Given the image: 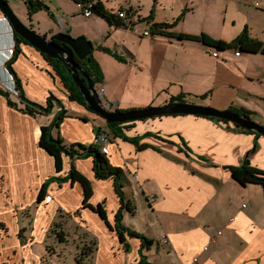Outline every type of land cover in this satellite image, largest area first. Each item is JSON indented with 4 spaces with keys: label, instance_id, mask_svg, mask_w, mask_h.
<instances>
[{
    "label": "crops",
    "instance_id": "1",
    "mask_svg": "<svg viewBox=\"0 0 264 264\" xmlns=\"http://www.w3.org/2000/svg\"><path fill=\"white\" fill-rule=\"evenodd\" d=\"M261 1L262 4L256 0H123L117 11L134 14L130 27L134 30L116 23L115 10L109 9L106 1L102 4L115 16L113 23L95 14L85 18L72 0H51L52 5L41 0L47 11L41 8L31 16L27 10L22 16L19 13L16 15L21 22L28 20L31 29L35 26L38 34L47 38L61 32L73 38L85 37L94 49L102 45L125 60L122 63L96 49L94 52L99 56L92 54L103 75L102 82L95 87L99 88L104 105L112 99L116 100L109 92V85L117 81L126 85L132 83L136 88L142 85L154 88L162 81L167 82L166 87L179 88L176 94L167 92L168 98L160 100L156 104L159 106L169 103L171 97L179 94L190 97L191 94L184 93L183 87L187 85V77L192 71L189 68L191 60L181 57L190 55L198 59L194 66L201 73L193 72L197 82L204 79V86L200 91L188 92L204 95V105L214 109L244 108L257 114L255 119L263 120L264 108L257 105H264V55H236L233 50L217 51L194 41L160 35L139 36V31L150 30L152 23H171L182 15L170 31L193 36L202 33L212 39L230 41L245 26L252 29L248 31L251 38L262 42L264 0ZM257 3L258 6L255 5ZM252 10L255 13L253 25L248 22ZM149 16L153 18L150 23L146 20ZM187 20L195 22L193 28L180 25ZM14 46L13 33L0 12V88L8 91L10 99L23 109L18 97L9 91L13 82L5 66L13 55H8L7 50ZM146 46L153 55L160 53L162 60L170 56L169 65H143L140 48ZM19 49L12 67L26 98L43 105L51 93L68 112L52 135L67 145L93 143L97 130L104 128L105 121L68 99L63 84L39 51L29 44H20ZM102 56H105L103 60ZM152 98L148 105L154 101V91ZM147 103L131 102L121 110L127 111ZM114 104L120 109V102ZM117 109L111 108L112 111ZM57 111L58 107H54L47 118L51 120ZM40 117L44 119L45 116L32 117L8 107L5 98L0 95V165L7 172L4 173L3 168L0 170V193L7 201V206H2L0 210V222L4 224L1 229L8 232L0 238V264H41L43 257L33 248L35 244L43 243L57 209L71 214L74 225H81L96 238L94 264H136L140 241L130 239L126 233L122 235L123 241L114 231V215L119 203L113 181L95 179L91 158L73 160L76 180L50 183L44 199L38 202L43 183L52 176L64 177L71 163L70 159L64 158L63 171L55 173L52 157L38 146L39 129L46 125L38 120ZM147 132L151 136H145ZM125 134L140 136L139 145L112 138L109 144L100 148L112 166L123 170L126 200L132 202L127 189L135 184L148 205V214L158 220L161 219L159 213L164 214L163 224L162 220L159 221L162 227L159 236L150 238L158 241L160 264H264L262 190L254 184L240 186L227 170V167L241 163L254 144L253 135L236 132L229 125L193 115H168L136 121ZM181 140L191 150L188 156L179 150L182 148ZM256 143L257 150L251 155L250 162L264 171V137L256 139ZM224 186L228 189L225 194L222 192ZM87 188L91 190L87 200L89 206L84 207L82 201ZM132 206L134 212L123 211V220L126 214L135 217L140 213L139 203L133 201ZM29 208H34L35 217L31 215V226H25L29 235L27 237L28 232L25 233L23 240L18 234L17 215L19 210ZM100 209L102 212H99ZM76 210H79L78 217L73 216ZM206 211L214 212L211 222L222 226L202 222ZM193 220L196 225L189 226V221ZM7 222L8 225L13 224L11 231ZM149 224L148 221L147 227ZM131 227L134 229L135 226ZM162 237L168 242L164 243ZM125 241L130 252H125L123 248ZM150 252L151 248L148 249L149 255L145 254L147 258ZM9 254L11 259L7 258Z\"/></svg>",
    "mask_w": 264,
    "mask_h": 264
},
{
    "label": "trees",
    "instance_id": "2",
    "mask_svg": "<svg viewBox=\"0 0 264 264\" xmlns=\"http://www.w3.org/2000/svg\"><path fill=\"white\" fill-rule=\"evenodd\" d=\"M34 1L35 0H24L25 5L28 10V14L31 16L32 14L36 13L39 9H36L34 6ZM76 4L82 5L84 8L86 7L87 4H91L90 11L92 14H95L101 18H103L105 21L109 23H113L115 16L111 13H109L103 6L102 2L100 0H72ZM28 3H31L33 6L30 7ZM46 11L48 8L42 4V7ZM40 8V9H41ZM125 12V13H130L129 11H123L119 10V12ZM51 17L52 15L49 14ZM117 17V16H116ZM118 19V18H117ZM152 20V16L147 17L146 20ZM182 19V15H180L178 18H176L173 22L171 23H153L151 24L150 27V32L152 35H160V36H165L168 38H174L178 40H188V41H194V42H199L203 44L206 47L215 49L217 51H226V50H233L238 55L242 54H261L264 55V43L255 40L253 38H250L247 31L244 30L239 36H237L235 39H233L231 42H223L221 40H214L210 37H208L205 34H200L198 36H193V35H186L183 33H175L170 31L180 20ZM118 25H123L121 20L118 19L116 22ZM246 29V28H245ZM13 38L15 40V46L13 50V55L12 57L7 60L5 63L6 69L8 74L11 76L14 82V87L15 91L17 92V97L19 102L24 106L23 109H20L18 107V104L15 103L10 99V93L8 91H5L0 88V95L3 96L6 100L7 106L14 109L21 111L24 114H27L29 116L35 117L37 115L39 116H48L52 113V110L54 107H58V111L54 114L52 121L48 125H43L40 127L39 131V139H38V146L43 149L49 156L52 157L53 162H54V170L56 174H59L63 171L64 167V158L70 159V168L68 170V173L64 176H52L49 179L43 183L41 187V191L38 197V202L44 199L45 192L49 186L50 183H57V184H62L67 181H74L76 180V169L74 166V163H72L73 160L75 159H83V158H91L92 163H93V174L95 179L97 180H112L113 181V187H114V192L117 196L119 207L117 209V212L114 215V225L113 229L116 231L117 235L121 238V240L124 241L123 234L126 233V235L129 238H134L137 240L141 241V246L138 250V255L139 258L136 262V264H153L148 261L147 256L143 253V250L145 248L144 245H151L153 243V240H148L145 237H141L139 234L131 232L129 229L124 227L122 225V214L123 211H127L130 213H133L135 208L132 206V202L126 200L125 193H124V183L126 182V177L123 172V170L119 167L112 166L106 156V153L103 152L100 148V146L95 145L93 143L89 145L85 144H80V143H73V144H64L63 141L60 138H54L52 136V132L54 129H59V126L61 122L63 121L64 118L68 116V112L63 108L62 104L58 99H56L51 93L47 97L46 102L42 105L33 101H30L26 96L24 95L22 85L20 82V79L17 77L14 69H13V63L17 55L20 53L19 45L20 44H27L26 41H24L21 37H19L17 34L13 33ZM65 49H67L70 53V55L73 57L75 62L81 66L84 67L85 71L87 72L89 78L92 80L94 84H99L103 80V75L98 68V64L95 62L92 53L89 55V62L87 63L86 60L83 61H78L70 52L69 48L66 46L62 45ZM99 49L110 53L116 60L124 62V59L118 55L117 53H112L111 51H108L106 49H103L99 47ZM49 65L51 66L54 75L59 78L61 83L63 84L67 94H68V99L70 101L76 102L77 104L83 106L85 108V101L82 95L80 94L79 90L76 88L75 83L73 82L69 72L65 68L64 64L55 59H50L47 60ZM187 96L185 94H179L177 96L171 97L169 102H178V103H189L186 101ZM205 97L204 95L201 96V98ZM86 109V108H85ZM87 110V109H86ZM228 110L232 111L233 113H237L241 116L253 119L252 116H254L255 113L252 111H249L244 108H236V107H230ZM89 111V110H87ZM119 112H125L122 110H116ZM91 112V111H89ZM93 113V112H91ZM95 114V113H93ZM98 116L97 114H95ZM181 115V114H179ZM177 116V115H176ZM195 117H203V116H196ZM100 117V116H98ZM101 118V117H100ZM206 118V117H204ZM211 121H216L220 122L224 125H229L234 131L244 133V134H249L253 135L255 137L254 144L252 148L244 155L243 159L241 160V163L238 166H230L227 167V170L230 173L231 178L240 186H246L248 184H254V185H259L263 188L264 192V171L252 166L250 162V157L253 155L256 150H257V143L256 139L261 137L260 135L253 133L251 131L245 130L241 127H238L228 121L221 120V119H213V118H206ZM147 120V119H144ZM144 120H139V121H144ZM136 121L132 122H125V123H104V128L108 131L109 133V142H111V139H120L124 142H127L129 144L138 146L139 141H140V136H133L129 137L125 134V131L131 129ZM100 129V128H99ZM99 129L97 130L96 135L99 132ZM145 136H151L149 132L145 134ZM165 143L177 146L173 142L170 141H165ZM180 145L182 148L179 150L182 151L185 155L188 156V154L191 153V150L186 146V143L181 140ZM91 190L87 188L84 198L82 201L83 206H89L88 205V198L90 197ZM30 209V208H29ZM25 212H28V216L31 219V213L28 211V209H25L22 211L24 214ZM99 212H102L101 209ZM56 215H57V222L51 223L47 234H53L57 235V239L60 242H66V233L63 231V222L66 217H72L71 214L63 213L61 209L56 210ZM73 216H79V210H76L73 213ZM30 219H27V227L31 226L32 222ZM3 224L0 223V227H2ZM75 231L78 234L77 237L82 243V246L79 249V254H76V262L78 264H85V260H89L90 258L91 261H93V254L96 251V238L91 235L86 229H84L81 225L76 224L75 225ZM59 228V231L57 233L56 228ZM26 230V227H23L22 229L19 230V237L22 238V231ZM79 230H82L80 232ZM80 233V234H79ZM82 240V241H81ZM125 252H128L130 247L128 243H124L123 246ZM92 264V263H91Z\"/></svg>",
    "mask_w": 264,
    "mask_h": 264
},
{
    "label": "rangeland",
    "instance_id": "3",
    "mask_svg": "<svg viewBox=\"0 0 264 264\" xmlns=\"http://www.w3.org/2000/svg\"><path fill=\"white\" fill-rule=\"evenodd\" d=\"M44 1H46L45 3L47 5H50V4L52 5L51 0H44ZM105 1H106V5L108 6V8L109 9L111 8V9L115 10L114 13H116L117 10H118L117 8H119V6L121 5V2L123 0H102V2H104V4H105ZM256 1L257 2H260L262 4V1L261 0H256ZM39 2L41 3V0H39ZM7 4L9 5V7L11 8V10L13 11V13L15 15L16 14L17 15L20 14L22 16L24 13H26L27 8H26V5H25L24 0H7ZM255 5L258 6V3L255 4ZM256 6H254V7L257 8ZM123 8H125L126 10H128L126 7H123ZM252 8H253V6H252ZM17 18L20 20V18L18 16H17ZM246 18H247V16L245 15L244 16V19H246ZM254 18H255V13H254V10H252L251 13H250V15H249V21H248L251 25L254 24V21H255ZM148 22L150 23L151 20L148 19ZM22 23L26 27H28L29 29H31L29 27L28 20H24V22H22ZM180 25L189 27L191 29L195 25V22L194 21H191V20H187L185 23H181ZM122 26L127 27L125 25H122ZM130 27H132V26H129L127 28H130ZM149 27H151V24H150ZM130 29L131 30H134V28H130ZM31 30L34 31V32H36L37 34L39 33V31L37 30V28L35 26ZM141 30L139 31V36H146V37L153 36L151 34V32H150L149 29H146L145 31H141ZM244 30L247 31V33H248V35L250 37L251 35L249 34L248 31H251L252 29L251 28H248L247 29V27L244 26L243 29L241 28L240 31L237 33L238 35L236 34L233 39H235L237 36H239ZM200 34H202V33H200ZM262 35H264V33ZM195 36H198V35H195ZM214 40H220V39H214ZM232 40H230V41L221 40V41L228 43V42H231ZM262 43H264V41H262ZM92 47L94 49V46L93 45H92ZM99 47H101L103 49H106L108 51H111L112 53H114V51H112L110 49H107V48L103 47L102 45L101 46H95V49L97 51H102L106 55H109V56L113 57L110 53L105 52V51L99 49ZM93 49H92L93 53L92 52L91 53L93 55L95 54V56H99V54H97V52H94L96 50L95 49L93 50ZM143 50L145 51V53H142ZM140 51H141V53H140V55H141L140 60L142 61L143 65H149V66L151 65L152 66V65H155L156 64L157 66L163 65L162 67H167L169 65V63H170V60H171L170 59V56H166V57H164V60H162V55L160 53L157 52V53H155V55H153L150 52V48H148L147 46L145 48L144 47L143 48H140ZM103 57H105V56H102V60H103ZM181 57L182 58L186 57L187 59H189V61L191 60L190 63H189V68L192 69V71L190 70L191 71L190 72L191 74H189L188 77H187V82H188L187 85L185 87H183V90L185 91L184 93L191 94L190 97H186L187 98L186 101L188 100L187 102H189L191 104H195V105L207 106V105H204L205 104V101H202L203 99L201 98V96H197L194 93L188 92V90H192V91L198 90V91H200V90H202V87L204 86V84L202 85L204 79H202L201 81L199 79L198 82H197L196 81L197 80L196 79L197 76H196L195 72H193L194 70H196L197 72L201 73V71L198 68H195V66H194L196 64V61L198 59H196V57L193 58L190 55H185V56H181ZM179 58L180 57H178V59ZM114 59L116 60V58H114ZM126 61H127V59H126ZM124 62H125V60H124ZM98 68H99V65H98ZM145 73L146 74H149L146 71H145ZM166 85H167V82H162L161 81V82L156 83L155 84L156 87H154V88L153 87H147V88H145L143 85L140 86L139 88H136V87H133L132 83H128L126 85L124 82L121 83V82L117 81V83H115V84L111 83L109 85V92L111 94H114V97L116 98V100H113L112 99L110 102L107 103V105H104V103L102 102V105L104 107H110V110H111V108L117 109V106L114 104V102H120V106H119L120 109H117V110H121V108L129 105L131 102H135V104L148 102L147 105H144V106H138V105H136V107H133L131 109H143V108H146V107H159V105H156V104H159V101L160 100H163V99L168 98V95H167L168 93H170V94L171 93L172 94H176L178 92V90H179V88L177 89V87H175V86L166 87ZM98 90H99V88H98ZM100 91L103 93L102 88H101ZM153 91H154V101H153L152 105H148L152 101V99H153L152 98V92ZM113 106H115V107H113ZM257 106H259L261 109L264 108V105H257ZM131 109H127V111L128 110H131ZM47 117H49V116H45L44 119H42L40 117L38 120H40L43 124L48 125V124H50V122L52 121V119L50 120ZM255 117H257V114L254 115V116H252V118H253L252 120L255 121L256 123L264 126V119L263 120L262 119H259V118H256L255 119ZM56 130L57 129H54L53 131H56ZM55 136L56 135H54L53 137L56 138ZM2 168H3V166L0 165V170ZM3 172L4 173H7L4 168H3ZM254 186H256V185H254ZM256 187L259 188L260 190H262V199H263V203H264L263 188L261 186H259V185H257ZM222 192L224 194L227 193L228 192L227 187L224 186L223 189H222ZM127 193H130V196L132 198V202L135 201V203H139V209H138V211L140 213L138 215H136L135 217L134 216H131L130 214H126L125 217H124V220L122 218V222L121 223L124 224V225H128L129 228L128 227L127 228L131 232L137 233L141 237H145L148 240H150V238L156 239L155 236H159L158 234L162 230V227H161L159 221L162 220L161 223L163 224V221H164V218H165L164 217V214L159 213L160 218H161L159 220L153 218L151 214L150 215L148 214V211L146 209V207L148 208V205H147L146 201L144 200V198L140 195V191L137 189V187H136L135 184H131L130 185V189H127ZM2 196L3 195H1V193H0V210H1V207L2 206H7V201L5 202L4 199H2ZM140 198L143 199V201H141ZM17 202L24 203L25 201L24 200H20V201L17 200ZM22 211L23 210H19V214L17 215V217H18V220H17L18 230L19 229H22L23 227H25L27 225V219H30V217L28 216V212H25L23 214ZM28 211H30L32 217H35L34 208L33 209H28ZM149 211H151V210L149 209ZM213 213L214 212H212V211H206V212H204V214L202 216V222H208L212 226H215V227L216 226H219V227H221L222 226L221 224H216V223L214 224L213 222H211L210 217H211V215ZM223 213L226 214V212H223ZM217 216L218 215H216V217ZM57 221H58V219H57V215H56L55 218L53 219L52 223L57 222ZM148 221H149L150 224L147 227ZM0 223H3V222H0ZM188 224H189V226L190 225H196V221H194V220L193 221H189ZM12 225H13L12 223L10 225H8V222H7V227H9L10 231L12 230ZM131 226H135L134 229H132ZM75 227L76 226L72 222V217H69V218L66 217V219H64L63 227H62L63 231L67 234L66 235V242L65 243L58 241V239L56 238L57 235H53V234H49V233L47 234L46 233L45 234V238L43 239V243H38V244H35L34 245L33 251L34 252H38L39 255H40V257H43V259L41 261V264H78L76 262L75 257H76V254H79V249L82 246V243L80 242V240L77 237L78 234L75 231ZM56 231L58 233V231H59V228L58 227L56 228ZM79 231L82 232V230H79ZM27 232H28V228H27V230H23L22 231V235H23L22 238H24L23 240H25L24 234L27 233ZM47 232H48V230H47ZM7 234H8V232H5L0 227V238H2L3 236H5ZM28 235H29V232L27 234V237H28ZM157 244H158V241L153 240V243L151 245H149V246L148 245H144L145 248L143 250V253L144 254H147L148 253V249L151 248L150 256H148V261L151 260V262L153 261L154 264H160V261H161V259H159V257L157 256L158 255V253H157ZM140 246H141V241H140ZM129 252H130V249H129ZM95 255H96V251L93 254V256H94L93 261H91L92 258H90L89 260H85V264H91V263L94 264L95 258H96ZM148 255H149V253H148ZM1 258L2 257H0V260H1ZM7 258L11 259L12 257L9 254L7 256ZM9 259H7V260H9Z\"/></svg>",
    "mask_w": 264,
    "mask_h": 264
},
{
    "label": "water",
    "instance_id": "4",
    "mask_svg": "<svg viewBox=\"0 0 264 264\" xmlns=\"http://www.w3.org/2000/svg\"><path fill=\"white\" fill-rule=\"evenodd\" d=\"M36 9L42 7L38 0L34 1ZM30 7L33 5L28 3ZM0 12L8 20L13 33L17 34L31 47L35 48L44 59H55L61 61L69 72L76 88L84 98L85 108L98 116L106 123H125L151 119L168 115H196L206 118L221 119L228 121L245 130L256 133L264 137V126L256 123L250 118L241 116L232 111L217 110L209 106L195 105L191 103L169 102L159 107H146L143 109H131L125 112L110 110L104 107L95 84L89 78L84 67L77 64L69 51L62 45L69 48L71 54L78 60L89 62V55L92 52V44L85 37L73 38L65 32H61L54 37L47 38L37 34L26 27L13 13L6 0H0Z\"/></svg>",
    "mask_w": 264,
    "mask_h": 264
},
{
    "label": "built area",
    "instance_id": "5",
    "mask_svg": "<svg viewBox=\"0 0 264 264\" xmlns=\"http://www.w3.org/2000/svg\"><path fill=\"white\" fill-rule=\"evenodd\" d=\"M77 7L80 9L82 15L85 18L90 17V15L92 14L91 11H90V7H91L90 3L87 4L85 8L82 5H80V4H77ZM115 15L117 16L118 19L121 20L122 24L127 26V27L131 26V24H133V22H134V14L131 13V12L130 13H125V12L117 11L115 13ZM13 50H14L13 47L9 48L7 50L8 55H12L13 54ZM214 52H216V51H214ZM236 55H238V53H236ZM12 82H13V79H12ZM9 91L17 96V92L15 91V87H14V82L12 84V88L9 89ZM108 142H109V133H108V131L105 128H100L98 134L95 136V138L93 140V144L98 145V146H104V145H107ZM151 201H153V196H151ZM162 240H163L164 243L168 242L165 237H162ZM204 249H206V247Z\"/></svg>",
    "mask_w": 264,
    "mask_h": 264
},
{
    "label": "clouds",
    "instance_id": "6",
    "mask_svg": "<svg viewBox=\"0 0 264 264\" xmlns=\"http://www.w3.org/2000/svg\"><path fill=\"white\" fill-rule=\"evenodd\" d=\"M4 19L7 21V23H8V26H9V28H10L11 32L13 33V31H12V28H11V26H10V24H9L8 20H7L5 17H4Z\"/></svg>",
    "mask_w": 264,
    "mask_h": 264
}]
</instances>
